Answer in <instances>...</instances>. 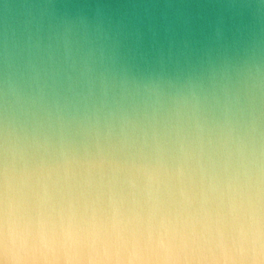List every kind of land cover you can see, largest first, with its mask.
Segmentation results:
<instances>
[{
  "label": "water",
  "instance_id": "water-1",
  "mask_svg": "<svg viewBox=\"0 0 264 264\" xmlns=\"http://www.w3.org/2000/svg\"><path fill=\"white\" fill-rule=\"evenodd\" d=\"M102 223L264 218V0H0V194Z\"/></svg>",
  "mask_w": 264,
  "mask_h": 264
},
{
  "label": "clouds",
  "instance_id": "clouds-1",
  "mask_svg": "<svg viewBox=\"0 0 264 264\" xmlns=\"http://www.w3.org/2000/svg\"><path fill=\"white\" fill-rule=\"evenodd\" d=\"M0 264H264V218L217 227L181 218L102 223L0 194Z\"/></svg>",
  "mask_w": 264,
  "mask_h": 264
}]
</instances>
